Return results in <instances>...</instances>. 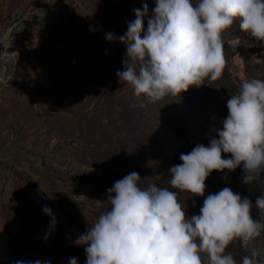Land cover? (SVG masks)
Here are the masks:
<instances>
[{"label":"rangeland","instance_id":"rangeland-1","mask_svg":"<svg viewBox=\"0 0 264 264\" xmlns=\"http://www.w3.org/2000/svg\"><path fill=\"white\" fill-rule=\"evenodd\" d=\"M145 3L146 32L156 0H0V38L20 27L22 35L0 40V53H16L0 57V264H69L73 257L86 264L75 240L110 209L108 189L131 172L142 188L170 187L169 168L216 137L243 80H264V42L237 21L222 34L226 65L219 81L155 102L137 97L116 75L126 59L118 37ZM20 13L24 22L14 27ZM110 32L116 40L105 38ZM243 176L242 167L213 172L204 197L179 193L178 202L198 215L207 195L229 187L255 204L264 191L237 183ZM253 217L264 222L259 209ZM229 251L237 264L252 251L264 261V230Z\"/></svg>","mask_w":264,"mask_h":264},{"label":"clouds","instance_id":"clouds-1","mask_svg":"<svg viewBox=\"0 0 264 264\" xmlns=\"http://www.w3.org/2000/svg\"><path fill=\"white\" fill-rule=\"evenodd\" d=\"M147 14L145 3L144 11L136 9V19L118 37L126 46V59L116 75L150 102L180 96L206 80L219 81L226 65L222 34L235 22L242 32L264 42V0H156L145 32ZM105 38L117 39L111 32ZM227 109L209 145L197 144L180 155L182 163L169 168L170 187L150 183L142 188V178L131 172L108 189L110 209L75 240L85 249L86 264H237L229 249L237 241L246 247L261 235L264 222L254 219L253 209L264 212V196L253 204L225 187L207 195L199 214L191 216L178 202L179 193L204 197L213 172L242 167L249 185L264 173V80L244 79ZM43 211L54 228L51 208L44 206ZM69 264L78 261L73 257ZM241 264L264 261L252 251Z\"/></svg>","mask_w":264,"mask_h":264},{"label":"trees","instance_id":"trees-1","mask_svg":"<svg viewBox=\"0 0 264 264\" xmlns=\"http://www.w3.org/2000/svg\"><path fill=\"white\" fill-rule=\"evenodd\" d=\"M212 100H214V99H212ZM219 112L221 113V110H219ZM204 124L206 125V127H210V123L209 122H206ZM213 131L214 130H212L211 133L214 136V132ZM209 142H210V139H206V141H200L199 144H204L205 146H208ZM237 183L245 185L247 188L253 189V191H255V192L264 191V173H262L260 175V177L257 180H255L253 183H251L250 185L244 183L243 179H241V180L238 179Z\"/></svg>","mask_w":264,"mask_h":264},{"label":"bare ground","instance_id":"bare-ground-1","mask_svg":"<svg viewBox=\"0 0 264 264\" xmlns=\"http://www.w3.org/2000/svg\"><path fill=\"white\" fill-rule=\"evenodd\" d=\"M18 25L17 24H15V26L14 27H17V26H19V24H21L22 22H24V13H20V16L18 17ZM14 29V28H13ZM12 29V30H13ZM14 31V30H13ZM13 31H11V32H13ZM11 32H8L7 34H9V33H11ZM6 34V35H7ZM11 38H22V36H11ZM10 38H4V40H3V42L2 43H6V41H8Z\"/></svg>","mask_w":264,"mask_h":264},{"label":"built area","instance_id":"built-area-1","mask_svg":"<svg viewBox=\"0 0 264 264\" xmlns=\"http://www.w3.org/2000/svg\"><path fill=\"white\" fill-rule=\"evenodd\" d=\"M20 29H21V27H20ZM20 29H19V30H20ZM19 30H14L13 32H11V33H9V34L3 36L2 38H0V40H1V39H4V38H11V36H22V35H21V32H20Z\"/></svg>","mask_w":264,"mask_h":264}]
</instances>
